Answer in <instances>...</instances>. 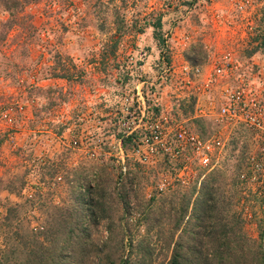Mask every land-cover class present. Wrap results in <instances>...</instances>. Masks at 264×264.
<instances>
[{
  "label": "rangeland",
  "instance_id": "1",
  "mask_svg": "<svg viewBox=\"0 0 264 264\" xmlns=\"http://www.w3.org/2000/svg\"><path fill=\"white\" fill-rule=\"evenodd\" d=\"M117 6L131 30L112 53L106 45L115 39L110 35ZM25 13L33 15L37 28L28 32L29 17L0 43V179L18 188L0 190L1 214L6 204L20 203L25 226L43 225L59 237L63 217L73 220L80 213L75 198L83 190L76 186L80 182L98 192L99 212L106 216L89 224L90 240L97 246L115 236L116 243L127 231L121 254L129 264H167L169 252L163 253L157 238L171 232L174 241L185 240L183 231L201 224L194 215L202 211L225 214L229 226L237 222L235 230L245 233L237 240L248 247L258 240L264 183L239 176L244 171L249 178L246 156L257 150L249 136L233 135L209 171L190 151L139 163L126 155L133 141L122 142L126 122L139 113L137 87L153 113L203 136L218 130L213 116L224 84H244L264 99V0H32ZM159 15L161 27L154 31ZM57 62H72L68 70L74 77L53 78ZM185 62L201 74L192 76ZM218 65L224 74L205 87V77ZM125 94L133 98L127 113ZM209 204L213 207L204 211ZM72 239L63 252L71 253ZM139 239L147 251L137 250ZM88 243L82 241L86 249L78 251V259L96 264L100 253L91 247L86 254Z\"/></svg>",
  "mask_w": 264,
  "mask_h": 264
},
{
  "label": "trees",
  "instance_id": "2",
  "mask_svg": "<svg viewBox=\"0 0 264 264\" xmlns=\"http://www.w3.org/2000/svg\"><path fill=\"white\" fill-rule=\"evenodd\" d=\"M31 1L0 0V14L4 16V18L0 19V43L5 41L11 30L23 28L29 17L28 32L37 28L32 22L33 15L25 13L26 6ZM111 23L112 32L110 36L111 38L115 36V39L105 45L113 53L118 45V39L130 31L131 28L125 18V13L120 11L119 6L114 8V18ZM151 25L154 27V31L161 27L160 15ZM100 26V29L103 30L104 23H101ZM141 29V26H137L136 31ZM70 63L57 62L59 70L55 73L53 72L51 76L61 79L73 78L75 74L69 72L68 69L74 67V64ZM29 86L34 89L37 88V85L33 83H29ZM133 137V134L127 135L126 138L124 137L123 145H126V141H132ZM99 184L97 185L99 186ZM76 186L80 189L83 188L82 191L75 195L80 213H78V216H74L73 220L69 217H63L62 223L65 225L61 227V231H56L59 237H52L51 231L49 232L43 225L33 228L25 226L26 217L25 214H22L23 206L20 203L6 204L4 213H0V233L3 241V248L0 249V264H88L87 260H79V256H77L78 251L79 253L82 251L83 244L81 243L84 240H88L90 246V249L89 246L87 247L86 254L91 253V247H95L100 253L99 261L96 264H129V259L123 258L121 254L125 248L123 239H125L127 231L123 230L121 232L122 235L117 239L116 243L115 236L111 237V239L108 236L97 246L93 240H90L91 231L89 224H97L99 219L106 216L104 213L99 212L101 211L99 207L102 204H98L96 201L97 198L95 196L98 195V192L92 191V186L90 185L83 187L80 182L76 183ZM207 187L208 185L204 188L206 189ZM4 189L13 192L14 189L18 188L12 184L3 185L2 179H0V190ZM209 199H211V196L207 197L206 201L208 202ZM211 204L204 211H210V207H213ZM96 209H98V212ZM206 217L213 218L214 223L203 224L204 222L202 223V221ZM182 218L183 215H180L179 221ZM191 219L193 218L191 217ZM226 219V215L219 211L213 215H208L207 212L203 214L202 211L201 215H194V221L202 225H193L183 231L185 240L181 242L174 241L170 234L171 232L167 236L162 235L157 238L163 253L169 252L167 264H247V258H249L250 264H264V242L261 241V235L264 234V225L260 226L258 240H255L253 245L248 247L245 243L237 240V237L243 238L245 234L243 229L238 228V230H235L237 222L233 224L234 226H229L226 223ZM239 219V222H241V214H239ZM14 223L17 226H14ZM146 232L148 233L149 231ZM61 236H65L67 239H60ZM69 239H72L70 243L72 247L71 253L63 252L62 250L67 249V244L71 241ZM111 241H114V246L111 245ZM131 242L132 240L130 239V245ZM47 243L48 246L46 245ZM91 244L94 246H91ZM137 245L139 252H141V249L147 251V249L142 248L143 239H139ZM98 246L99 248H97ZM129 247L134 249L132 246ZM83 249L86 248L83 247ZM117 255H120V257L117 258ZM243 258L244 261L242 260Z\"/></svg>",
  "mask_w": 264,
  "mask_h": 264
},
{
  "label": "built area",
  "instance_id": "3",
  "mask_svg": "<svg viewBox=\"0 0 264 264\" xmlns=\"http://www.w3.org/2000/svg\"><path fill=\"white\" fill-rule=\"evenodd\" d=\"M183 68L192 76L201 74L197 65L186 63ZM223 74L224 66H216L214 71L205 77V87L212 86L216 83L215 77ZM191 75L187 81H190ZM135 95L139 103V113L133 116L130 122H126L128 135H134L130 154H126L127 156L139 163L152 164L159 156L177 159L190 151L199 165L209 171L215 167L213 160L225 153L226 145L233 135H247L257 143V150L249 152L246 156L244 165L251 170L249 178L245 177L244 171H241L239 176L241 179L264 183V99L252 88L244 84H224L221 87L218 96L220 104L213 116L218 130L208 136H202L189 126L169 120L166 115L153 113L142 95L141 88H136ZM131 99L133 98L128 94L122 98V110L125 113L129 111ZM194 115L200 117L202 114ZM73 143L77 144V141L74 140ZM121 153L124 154L122 151ZM122 159L124 160L123 157ZM122 167L124 170L125 165Z\"/></svg>",
  "mask_w": 264,
  "mask_h": 264
}]
</instances>
